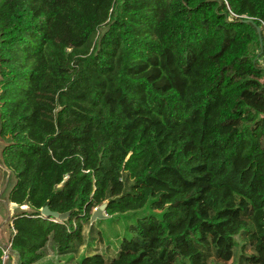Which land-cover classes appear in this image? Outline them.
Returning <instances> with one entry per match:
<instances>
[{
    "label": "trees",
    "instance_id": "obj_1",
    "mask_svg": "<svg viewBox=\"0 0 264 264\" xmlns=\"http://www.w3.org/2000/svg\"><path fill=\"white\" fill-rule=\"evenodd\" d=\"M245 17L264 26V0H0L22 264L49 243L77 264H264V29ZM104 202L113 257L80 252Z\"/></svg>",
    "mask_w": 264,
    "mask_h": 264
},
{
    "label": "water",
    "instance_id": "obj_2",
    "mask_svg": "<svg viewBox=\"0 0 264 264\" xmlns=\"http://www.w3.org/2000/svg\"><path fill=\"white\" fill-rule=\"evenodd\" d=\"M244 22L253 23L257 27L259 33L262 32L263 27L257 25L255 20L251 17H245ZM1 40V34H0ZM262 40V37H261ZM2 79L0 68V80ZM3 130V118L0 109V247L5 250V256H7L3 264H22L20 253L13 249L12 242L8 240L5 235V231L8 225H13L12 219L15 215L22 214L24 212H32L33 209L28 205H21L11 201L10 195L12 190L18 183V176L14 170H12L5 162L3 152L8 145L5 139L2 137ZM107 202L96 207L91 216V222L97 219H106L109 217L107 213ZM42 215L51 217L56 221L67 220L71 216V211L58 212L52 210L48 205L40 209Z\"/></svg>",
    "mask_w": 264,
    "mask_h": 264
},
{
    "label": "rangeland",
    "instance_id": "obj_3",
    "mask_svg": "<svg viewBox=\"0 0 264 264\" xmlns=\"http://www.w3.org/2000/svg\"><path fill=\"white\" fill-rule=\"evenodd\" d=\"M106 219H97L94 222L85 224L84 234L86 241L85 244L81 246L80 252H102L107 257L116 255L119 240L114 236V231H122V224L119 221L109 223ZM8 233L9 225L5 231L7 238L9 235ZM238 239L240 240V238ZM78 256L79 253L73 257L72 255H61L54 248L52 243H49L44 249L43 258L34 264H77L76 259ZM228 263L230 264L231 261Z\"/></svg>",
    "mask_w": 264,
    "mask_h": 264
},
{
    "label": "built area",
    "instance_id": "obj_4",
    "mask_svg": "<svg viewBox=\"0 0 264 264\" xmlns=\"http://www.w3.org/2000/svg\"><path fill=\"white\" fill-rule=\"evenodd\" d=\"M262 27H263V29H264V26H262ZM4 255H5V254H4ZM6 258H7V256H5V258L3 257V259H4V261H3V262H5Z\"/></svg>",
    "mask_w": 264,
    "mask_h": 264
},
{
    "label": "crops",
    "instance_id": "obj_5",
    "mask_svg": "<svg viewBox=\"0 0 264 264\" xmlns=\"http://www.w3.org/2000/svg\"><path fill=\"white\" fill-rule=\"evenodd\" d=\"M39 261H40V260H39ZM39 261H38V262H39Z\"/></svg>",
    "mask_w": 264,
    "mask_h": 264
}]
</instances>
